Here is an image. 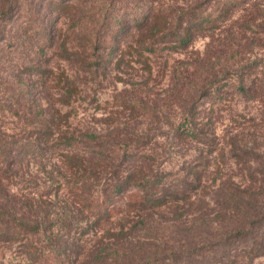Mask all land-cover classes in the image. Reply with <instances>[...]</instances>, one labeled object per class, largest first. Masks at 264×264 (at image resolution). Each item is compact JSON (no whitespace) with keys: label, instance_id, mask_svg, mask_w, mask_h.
<instances>
[{"label":"rangeland","instance_id":"rangeland-1","mask_svg":"<svg viewBox=\"0 0 264 264\" xmlns=\"http://www.w3.org/2000/svg\"><path fill=\"white\" fill-rule=\"evenodd\" d=\"M9 2L0 0V9ZM70 2L73 7L62 9L49 0H16L19 10L0 40V142L24 140L28 128L40 126L41 121L59 122L62 131L82 140L86 133L105 138L92 142L95 146L90 149L85 144L76 149L87 151V158L92 159L86 165L88 172L85 166L73 173L59 170L62 146L43 160L25 158L4 181L6 198L0 195V207L6 218L27 213L41 224L49 219L55 222L53 230L77 242L70 246L67 260L71 264H140L146 260L171 264L175 256L181 264L210 263L222 257L235 264H264V255L251 258L243 252L252 246L250 238L238 237L232 243L235 247L229 246L236 248L229 258L221 247L225 235L234 230L245 228L254 236L264 230L255 219L256 211L264 208V101L249 99L237 90L241 69L262 71L264 77V37H259L264 19L259 12L256 23L248 16L250 9L259 7L264 13V0L236 9L227 21L219 17L218 28L195 37L185 49L171 47L175 43L167 30L145 38L138 26L157 8L171 19L190 7L217 15L215 3ZM117 16L125 19L123 26H129L130 32L120 35V49H112L98 40L106 30L117 27ZM49 34L55 38L54 47L46 41ZM142 39L160 50L146 63L137 52ZM64 48L69 49L70 58ZM48 69L52 72L46 79ZM68 89L73 93L69 103L56 100L67 95ZM32 100L37 104L35 113L38 106L44 111L39 117L30 112ZM191 114L204 118L216 138L211 144L212 159L199 165L206 174L202 185L192 189L190 197L178 206L132 208L128 195L139 187H130L124 197H115L117 213L100 223H95L91 211L75 204L70 189L76 188L77 181L83 190L102 194L118 171L122 174L131 167L134 159L127 160L131 154L138 160L136 165L145 162L159 173L186 174L190 165L198 167L209 146L179 137L176 129ZM94 155L102 158L98 164ZM231 194L238 196L237 205L226 202ZM62 220L87 226L89 233L80 238L79 229L69 230ZM43 228L22 242L8 241L0 232V264H32L28 252L50 242L51 231Z\"/></svg>","mask_w":264,"mask_h":264},{"label":"trees","instance_id":"trees-1","mask_svg":"<svg viewBox=\"0 0 264 264\" xmlns=\"http://www.w3.org/2000/svg\"><path fill=\"white\" fill-rule=\"evenodd\" d=\"M51 4L58 5V7L65 9L69 7H73L72 0H49ZM76 2V0H73ZM78 1V0H77ZM140 1V0H139ZM208 3H215L217 15L211 12H199L197 9L199 7H190L188 9H182L178 14H173L175 17L173 19L165 17L163 13H160L157 8V12L148 14L145 18V23L140 24L138 26L139 32L142 33L145 38L154 37L159 35L160 33L167 30V32L173 36L171 40L175 43L171 45L176 49H185L189 47L195 37L204 36L205 31L211 29L212 27L218 28L220 18H224L225 21L230 19L233 15V12L242 7L247 8L248 6H256V0H205ZM252 1V2H251ZM19 10L18 5H16V0H10L9 4H5L3 8L0 9V40L3 37V32L8 22L16 15ZM258 14L260 19H264V13L262 9H250L248 12V16H252V22L256 23L258 20ZM172 15V14H171ZM256 15V16H255ZM220 17V18H219ZM123 17L117 16L114 18V21L117 24L116 28L113 30H106L105 35H103L98 43L107 42L111 44L112 49H120L121 46L119 43L122 42L120 35L129 33V29L127 26H123ZM167 20H171L167 21ZM151 21V22H150ZM152 21L154 22L153 24ZM165 21V25L158 26L161 22ZM169 24H172L171 26ZM169 25V27H168ZM130 28V27H129ZM141 34V35H142ZM260 38L264 37V29L259 34ZM144 38V39H145ZM140 40L139 48H137V52L139 55V59L143 62H148L150 59V55H157L160 52L159 48H156L155 43H148V40ZM47 43H50V47L55 46V38L53 35L49 34L46 38ZM118 44V45H117ZM67 53V58H70V53L68 52V48H64ZM72 54V53H71ZM29 67V66H28ZM37 67V66H36ZM32 71H35V67L30 66ZM39 69V68H37ZM48 77H44L46 79L49 78V74L52 70L48 69ZM254 71V74H253ZM262 71H258L251 68V71L243 72L242 69L237 74V81H239V85L237 90L243 96H246L252 100H260L264 101V77ZM251 77V78H250ZM20 83L23 81L22 77L19 78ZM32 83V81L30 80ZM69 93L63 94V97L56 98L60 103H69L73 96V93L70 89H68ZM211 90H209V93ZM33 104L30 106V112L37 117L43 114V109L38 106V112H34L37 104L34 100H32ZM188 118V117H187ZM187 121V120H186ZM40 126L31 125L26 131L27 136L23 139H14L13 141L8 142H0V195L3 199L6 197L5 195V185L4 181L9 180L13 168L16 166H20L23 163V160L27 157L37 158L40 157V160H43L44 157H48L50 152L53 149H59L61 147L60 152V162L58 165L59 170H65V172L71 171L74 172L73 169L76 167H83L86 172H88L87 163L92 160L87 158L86 153L77 152L76 149L80 148L85 144V147L88 149L92 148V142H98L105 138L103 135H96L94 133L84 134L85 139H80L73 133H68L62 131L59 127V122L50 121L49 123L40 122ZM207 123H204V118L196 116V114H191L188 122L186 124L181 123L177 126V132L179 137L184 139H190V141H195L197 143H203L210 149H207L205 153L206 156H200V160L198 162V167L189 166V170H187L186 174H175L173 171L159 173L156 172L151 165H147L145 162L141 163V165H136L138 161L135 159V155H130L127 160L134 159L131 167L124 172H117V178L110 184L108 189L106 188L102 194L92 193V190L82 189L78 186V181L76 183V188L70 189V192L74 195L75 204L82 208H87L91 211L92 215L95 216V223H100L105 220H110L116 213L117 208L113 204L115 197H124V192L129 190L131 187H139L138 192H130L128 195L129 199L127 201L128 205L132 208H140L144 205H150L152 207H169L170 204H175L178 206L179 202L182 200H186L190 197L189 192L192 189H195L198 186L202 185L204 180V176L206 175L202 170H200L199 165L203 162V164L209 162L212 159V148L211 144L215 140V132H210ZM236 146V143H232ZM100 145H103L101 143ZM205 150H201L202 152ZM101 156L102 154H98ZM133 156V157H132ZM97 156H93L95 159ZM127 158V157H126ZM125 158V159H126ZM204 158V159H203ZM96 163L98 164V160L102 158H96ZM95 161V160H94ZM200 163V164H199ZM78 173V172H77ZM64 174V172H63ZM66 174V173H65ZM70 182V181H69ZM82 189V190H81ZM168 194H170V198H168ZM13 196H16L15 194ZM122 199V198H121ZM237 201H239L238 196L235 194H231L227 196V203L231 206L237 205ZM8 202V201H7ZM173 202V203H172ZM178 203V204H177ZM234 203V204H232ZM140 205V206H139ZM239 205V204H238ZM5 210L0 207V232H2L3 236L8 241H24L28 239L32 234H39L42 230L50 229L49 234V245L42 246V248L34 251L28 252L31 259H33L32 264H71L67 260L71 249L70 246L76 245V241L72 243L69 242V238L64 234H59L55 230L52 229V226L55 225V222H51V220H47V224H41L38 220L34 218H29L30 216L26 213L22 214L21 217H14L12 219L6 218ZM256 220L259 224L264 226V208H260L256 211ZM38 219V218H37ZM62 219V218H60ZM36 220V221H35ZM64 220V219H63ZM62 220V225L67 226L70 230V227L79 229L78 233L80 238L84 237L87 233H89V227L85 226H77L73 225L70 221L64 222ZM72 231V230H71ZM250 231V232H248ZM70 232V231H68ZM240 237L243 239L250 238L252 239V246L246 247L243 250L248 257L256 258L264 255V230L260 236H254L251 230L241 229L237 231L229 232L225 235V238L222 239L221 247H225L226 250L223 255L224 257L229 258L232 253L233 246L235 244L232 243ZM230 245H233L229 248ZM239 253H236L238 256ZM101 257V254H99ZM106 258V256L104 257ZM175 260V261H174ZM178 258L175 256L173 258V262L171 264H181L177 263ZM196 264H199L197 261ZM236 262L231 260L226 262L223 257L216 258L214 261L210 263L204 264H235ZM140 264H164L158 261H150L146 260ZM185 264V263H184ZM202 264V263H201Z\"/></svg>","mask_w":264,"mask_h":264}]
</instances>
